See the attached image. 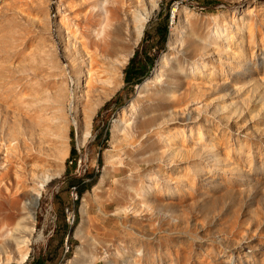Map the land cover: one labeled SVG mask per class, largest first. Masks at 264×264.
<instances>
[{
	"label": "rangeland",
	"instance_id": "obj_1",
	"mask_svg": "<svg viewBox=\"0 0 264 264\" xmlns=\"http://www.w3.org/2000/svg\"><path fill=\"white\" fill-rule=\"evenodd\" d=\"M40 255L264 264V0H0V264Z\"/></svg>",
	"mask_w": 264,
	"mask_h": 264
},
{
	"label": "trees",
	"instance_id": "obj_2",
	"mask_svg": "<svg viewBox=\"0 0 264 264\" xmlns=\"http://www.w3.org/2000/svg\"><path fill=\"white\" fill-rule=\"evenodd\" d=\"M169 16L170 13L167 12L165 15V24L159 25L158 31L160 33V39H161V49L165 48L166 41L169 34ZM140 51L138 50L136 55L131 58L128 66L125 69L124 72V78L127 83H131L132 79L138 75L137 81H140L139 76H143L147 73V66H152L155 59L147 57V55H143L142 58L138 59V56L140 55ZM72 152L76 153V150L73 149ZM83 190L79 192V195H82ZM46 261L45 256L40 255L38 258H35L34 261L31 264H44Z\"/></svg>",
	"mask_w": 264,
	"mask_h": 264
},
{
	"label": "bare ground",
	"instance_id": "obj_3",
	"mask_svg": "<svg viewBox=\"0 0 264 264\" xmlns=\"http://www.w3.org/2000/svg\"><path fill=\"white\" fill-rule=\"evenodd\" d=\"M74 125L78 128V122H77V120L76 119H74ZM77 137H78V134H77ZM38 239H35L34 241H33V243L35 242V241H37ZM5 261V260H4ZM5 263H6V261H5Z\"/></svg>",
	"mask_w": 264,
	"mask_h": 264
}]
</instances>
